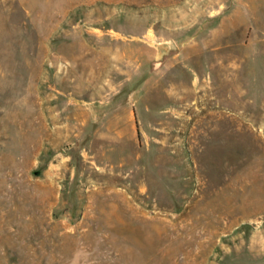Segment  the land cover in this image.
I'll return each mask as SVG.
<instances>
[{"label": "rangeland", "instance_id": "374dc122", "mask_svg": "<svg viewBox=\"0 0 264 264\" xmlns=\"http://www.w3.org/2000/svg\"><path fill=\"white\" fill-rule=\"evenodd\" d=\"M0 264H264V0H0Z\"/></svg>", "mask_w": 264, "mask_h": 264}]
</instances>
